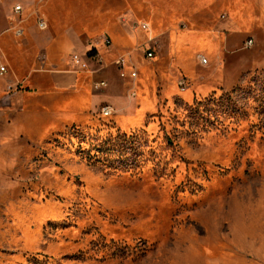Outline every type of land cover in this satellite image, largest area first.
I'll use <instances>...</instances> for the list:
<instances>
[{
	"label": "rangeland",
	"instance_id": "1",
	"mask_svg": "<svg viewBox=\"0 0 264 264\" xmlns=\"http://www.w3.org/2000/svg\"><path fill=\"white\" fill-rule=\"evenodd\" d=\"M86 3L82 20L145 21L158 42L135 80L107 73L131 128L104 101L84 117L28 99L16 124L1 111L0 264H264V0ZM23 6L48 33L39 0Z\"/></svg>",
	"mask_w": 264,
	"mask_h": 264
},
{
	"label": "crops",
	"instance_id": "2",
	"mask_svg": "<svg viewBox=\"0 0 264 264\" xmlns=\"http://www.w3.org/2000/svg\"><path fill=\"white\" fill-rule=\"evenodd\" d=\"M26 2L27 0H0V64L6 65L8 69L5 75L0 76V80H2L0 81V115L4 114L5 112L1 111L6 109L7 115L14 119L13 124L17 123V118L20 116L31 118V113L22 115L20 111L26 106V101L32 99L35 101V107L48 109L44 113L49 115L56 113V108H80L83 113L81 116L87 117L84 114L85 110L94 107L95 102L104 101L101 104L107 103L121 109L117 116L118 125L131 128L120 120V114L134 112V110L130 111L125 102L123 103L121 98L114 95L115 90L119 87L118 81H112V77H110L111 86L109 88H107V84L106 87L97 89L105 90L102 91L103 98L96 99L98 93H88V89L89 87L93 89L94 81L105 80L107 82V73L112 70L116 71L112 61L119 55L125 56L129 64L136 68V62L140 58H146L144 46H146L147 40L154 38L158 46L156 38L152 36V31L151 35L148 34V30L135 29V32L130 29V24H125L122 21L119 23L109 20L93 24V21L101 16L99 10L91 11V16L82 20L77 15L81 8L95 7L96 5V3H86L87 0H39L40 8L34 12V21L37 11L44 15L48 21V31H46L48 33H38L31 24V20L18 19L13 14L15 4L21 5L20 13L22 14L25 9L23 4ZM42 6L43 9L46 8L50 18L51 29L50 21ZM6 20L9 24L7 29L5 28ZM145 23L148 24V22ZM99 25L100 27L96 30L92 29V26ZM220 26L224 27L222 24ZM25 33L29 36L25 35L24 37ZM85 33H96V36L106 33L112 40L109 49L102 46L97 48L106 64V67L101 71L90 73L87 70H79L70 61L72 53L88 50L89 36L83 37ZM139 33H143V36L138 35ZM175 36L178 35L175 34ZM193 38L194 36L190 34L185 37H175L174 40L186 42ZM16 42L17 44H15ZM89 65L94 67L93 62H89ZM130 81L132 80L130 79ZM17 82L21 83L20 88L23 84L31 91L18 90L15 94L6 95L4 89ZM3 92L6 96H1ZM147 99L150 102L144 107V112L154 106V100L149 97ZM141 120L142 118L134 126L138 125Z\"/></svg>",
	"mask_w": 264,
	"mask_h": 264
},
{
	"label": "built area",
	"instance_id": "3",
	"mask_svg": "<svg viewBox=\"0 0 264 264\" xmlns=\"http://www.w3.org/2000/svg\"><path fill=\"white\" fill-rule=\"evenodd\" d=\"M21 11V5L15 4L13 6V14H19ZM13 20V19H12ZM11 20V21H12ZM12 23V22H11ZM35 24L36 27L39 30H47L48 28V21L46 17L42 14H40L38 11L35 15ZM134 29H139L143 31L148 30V24L145 22H139L136 25L133 26ZM252 41L251 39H248L246 41V45L250 44ZM87 44L89 46L88 50L83 54H79L77 52H74L70 56V61L73 66H75L79 70H87L90 73H94L97 71H101L106 67V64L104 62V59L99 54L97 48L99 46H102L106 49H109L112 45V40L109 37L108 34L102 33L95 38H88ZM157 43L154 41V38H149L147 40L146 46H144V56L146 58H154L155 51H156ZM199 61L201 63H206L207 60L204 58V56L199 57ZM89 62L94 63V67H90ZM112 64L115 66L118 76L120 78L126 77V67L129 69V78L133 81L137 77V69L135 66L130 65L128 59L123 56L119 55L117 56L113 61ZM8 69L6 65L0 64V76H3L7 73ZM20 82H17L15 84H11L7 87L6 95L15 94L20 89ZM179 85L182 87V90L187 87L185 80L179 81ZM107 86V82L105 80H97L92 83L93 89H101L103 87ZM132 96H134V93H132ZM99 111L102 116L108 117L113 114V107L110 104L103 103L99 107Z\"/></svg>",
	"mask_w": 264,
	"mask_h": 264
},
{
	"label": "bare ground",
	"instance_id": "4",
	"mask_svg": "<svg viewBox=\"0 0 264 264\" xmlns=\"http://www.w3.org/2000/svg\"><path fill=\"white\" fill-rule=\"evenodd\" d=\"M147 32H148L149 35H151V30H150L149 26H148V31Z\"/></svg>",
	"mask_w": 264,
	"mask_h": 264
}]
</instances>
